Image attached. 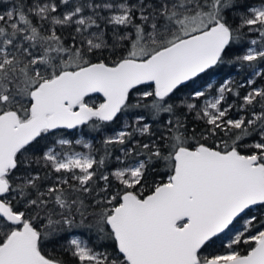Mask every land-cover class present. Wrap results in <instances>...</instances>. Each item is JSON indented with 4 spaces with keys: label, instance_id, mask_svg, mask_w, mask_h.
<instances>
[{
    "label": "snow or ice",
    "instance_id": "6c2138e0",
    "mask_svg": "<svg viewBox=\"0 0 264 264\" xmlns=\"http://www.w3.org/2000/svg\"><path fill=\"white\" fill-rule=\"evenodd\" d=\"M0 7V264H264V0Z\"/></svg>",
    "mask_w": 264,
    "mask_h": 264
},
{
    "label": "trees",
    "instance_id": "16d2710c",
    "mask_svg": "<svg viewBox=\"0 0 264 264\" xmlns=\"http://www.w3.org/2000/svg\"><path fill=\"white\" fill-rule=\"evenodd\" d=\"M3 8L0 7V11H2ZM238 52V50H236ZM233 53H230L229 55L231 56ZM231 78L237 85L241 84L244 82V80L246 79L245 73L243 71V69H241L238 65H223L220 68H218L215 72H213L210 76H205L204 79L200 82L201 85H206L207 83H212L214 84L216 87H218L220 85L221 82H223L224 80ZM215 90V89H214ZM187 89H184L183 92H186ZM241 94H244V89H241ZM182 93H178L173 99L175 100H179L181 97ZM233 97H229V100H233ZM89 101L92 103H100L103 102V98L97 95H92L89 98ZM232 115H237V113L233 112ZM123 119H127V117L123 118ZM123 119L117 120L115 122H113L111 125H109L106 130L104 135H111L113 134L115 131L120 130L122 127V123H123ZM189 122H190V126L191 127H195L197 129V132H199L200 128L202 127V123L201 122H195L191 119V117L189 118ZM156 126L154 125V128ZM66 137L69 139H79V138H84L85 140H90L93 143H95L97 145V147H99V142L101 139V134L100 133H94L91 132L87 127H84L82 129L79 130H71L69 132L66 133ZM257 139V137L253 136L248 138L245 142L246 143H250L253 140ZM77 150L78 151H87V149H84L82 146H77ZM115 154H119V153H115ZM165 177V172L162 166H158L156 168V170L153 173V179L156 180H160L161 178ZM248 216H257L258 218H264V208H256L253 210H250L247 214ZM74 232L80 234V235H85L86 234L82 232V230H74ZM64 239H67V236L64 237ZM92 239H95V237L93 236ZM221 240L226 239V237L222 236L220 238ZM108 245V250H111L110 247V243L111 242H106ZM217 247H219V241L217 242ZM51 250V249H50ZM64 259L68 260L70 259L66 254L64 255Z\"/></svg>",
    "mask_w": 264,
    "mask_h": 264
},
{
    "label": "water",
    "instance_id": "95a60500",
    "mask_svg": "<svg viewBox=\"0 0 264 264\" xmlns=\"http://www.w3.org/2000/svg\"><path fill=\"white\" fill-rule=\"evenodd\" d=\"M93 95H97V96H100V97H102V95H101V94H98V93H97V94H93ZM102 98H103V97H102Z\"/></svg>",
    "mask_w": 264,
    "mask_h": 264
}]
</instances>
